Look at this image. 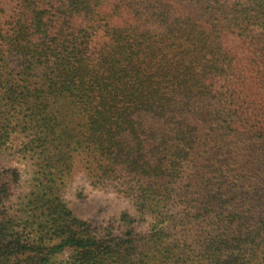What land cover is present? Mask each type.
<instances>
[{
    "label": "trees",
    "instance_id": "1",
    "mask_svg": "<svg viewBox=\"0 0 264 264\" xmlns=\"http://www.w3.org/2000/svg\"><path fill=\"white\" fill-rule=\"evenodd\" d=\"M14 138L0 264H264V0H0ZM75 155L127 209L74 215Z\"/></svg>",
    "mask_w": 264,
    "mask_h": 264
},
{
    "label": "rangeland",
    "instance_id": "2",
    "mask_svg": "<svg viewBox=\"0 0 264 264\" xmlns=\"http://www.w3.org/2000/svg\"><path fill=\"white\" fill-rule=\"evenodd\" d=\"M19 141L17 138L2 150L0 154V174L2 171L15 170L19 181L11 186L12 199L16 200L28 191L29 169L16 154ZM3 176L2 180H7ZM61 195L74 215L95 224L103 223L110 217L128 208L125 201L114 196L109 190L93 185L84 168V160L75 155L71 174L63 181Z\"/></svg>",
    "mask_w": 264,
    "mask_h": 264
}]
</instances>
